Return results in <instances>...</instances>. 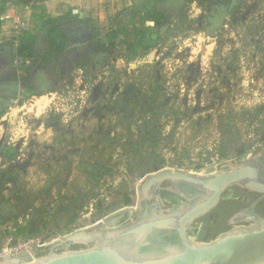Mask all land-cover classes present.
<instances>
[{"label":"rangeland","instance_id":"374dc122","mask_svg":"<svg viewBox=\"0 0 264 264\" xmlns=\"http://www.w3.org/2000/svg\"><path fill=\"white\" fill-rule=\"evenodd\" d=\"M252 1L248 0L249 4ZM254 3L256 7L246 23H237L238 29H233L232 23L216 38L213 55L206 57L194 47L193 55L197 57L194 58L191 49L185 48L183 54L192 57L194 62L177 64L171 55L175 56L178 46H183L178 44L170 49L166 62L161 61L160 96L147 104L145 115L154 129L160 131L153 145L140 143L139 126L123 113V100L128 99V92L123 89V73L118 78V75L107 76L109 83L118 86L103 97L99 86L93 88H98L95 91L88 89L84 95L76 92L71 88L77 78L73 77V83L59 93L60 100L46 114L53 112L58 116L46 154L30 155L11 168L0 163V171L8 169L16 173V180L0 189V232L2 217L11 211L9 217L13 220L16 213L13 207L21 201L22 194L26 195L28 204H33L31 214L39 211L50 231V239L58 238L89 228L120 210L135 208L137 186L142 179L140 170L152 164L157 156L165 163L149 173L172 168L210 176L222 172L223 164L246 161L263 148L264 144L257 143L264 127L260 122H252L253 118L247 114L257 107L264 108V0ZM253 24L258 26L257 31L251 29ZM111 67L123 70V61L111 62ZM215 92H218L217 98L213 99L212 95L213 100L207 103L206 96ZM141 111L144 113L139 107L136 116H141ZM221 117L228 120L232 133L240 138L242 145L254 144L251 152L227 160L209 155L221 140ZM71 187L81 188L89 199L92 193L98 197L88 200L83 211L78 212L77 207L62 199L64 191ZM231 198H234L233 191L224 201ZM165 201L180 204L170 195L165 196ZM22 206L25 208V203ZM261 213L264 216V208ZM224 214L215 210L191 228L190 238L206 242L225 233ZM132 218L125 216L123 224ZM27 220V215H21L19 223L24 225ZM11 223L13 229L16 222ZM41 239L25 241L42 242Z\"/></svg>","mask_w":264,"mask_h":264},{"label":"trees","instance_id":"16d2710c","mask_svg":"<svg viewBox=\"0 0 264 264\" xmlns=\"http://www.w3.org/2000/svg\"><path fill=\"white\" fill-rule=\"evenodd\" d=\"M47 0H11L9 3L0 0V17L7 6L15 5L19 10L31 4V10L35 14H40V31L48 35V40H42L38 33L32 32L29 29L23 31L16 45H2L10 50L11 64L6 65L0 72V78L7 77L16 78L26 86V93L29 96L35 94L32 89L33 84L32 73L34 71L35 62L39 61L44 67L45 72L53 82L52 91L62 93L67 86L72 84V79L77 77V73L68 74L67 59L64 51L69 47L72 31L69 29L68 21L69 14L64 18L53 19L45 15L43 4ZM132 4L123 12L119 13L108 22H97L94 20H84L91 26L93 32V47L94 54H103L105 58L94 59L91 55L82 57L77 66L83 78L84 84L89 90L95 86L101 89V97L109 94L118 84L109 83L108 75H118L123 73V89L128 92V99L123 100V113L129 118L136 121L139 126L138 138L140 143L146 146L153 145L160 131L154 129L153 125L145 118L148 109V103L159 98L161 88L158 77V67L156 64H146L138 67L136 70L129 71V65L136 60H139L149 54L151 51L164 46L171 39L177 38L189 30H207L206 22L214 16V6L216 4L228 6L231 0H187L183 8L175 11H166L162 3L164 0H129ZM198 3L203 9V17L201 19H189L187 17L188 9L191 4ZM249 5L248 0H241L238 7L228 17V20L238 18ZM257 31L258 26L252 25V28ZM1 46V45H0ZM123 61V70L117 71L118 68H112L111 62ZM103 78V81L101 79ZM121 80V78H119ZM217 93H212L206 96V101L217 98ZM213 95V99L211 98ZM222 98V97H221ZM23 101L20 102L22 104ZM213 106V104L211 105ZM208 105V109H211ZM141 107V116L137 115L138 108ZM4 111H0L2 115ZM252 122H260L264 127V108L257 107L247 112ZM58 116L51 112L44 118L46 125L50 126L57 122ZM133 124V123H131ZM228 120L221 117L220 122V143L210 156H217L219 160H227L231 157L237 159L251 152L254 144L247 147L242 145L240 138L232 133V127ZM259 145L264 144V134L259 139ZM4 157L8 161L16 160L20 153L12 145H9L4 150ZM232 158V159H233ZM153 159V157H152ZM147 168L140 170V175L143 178L155 166L164 165L165 161L162 157L153 159ZM92 166V164H87ZM0 189L16 179V173L8 169L0 171ZM21 201L13 207L15 216L13 220L9 217L11 211H8L7 216L2 217L3 227L0 232V249L5 243L17 245L21 241L31 238L41 239L46 242L50 239V231L47 225L42 220L39 211L31 214L33 204H28L25 201L26 195L22 194ZM98 195L90 194V199H96ZM62 199L71 205L77 207V211H83L84 204L88 202L89 197L84 195L79 187H71L64 191ZM82 201L83 204H78ZM25 203V208L22 206ZM13 212V211H12ZM21 215H27V222L22 225L19 223ZM15 221V228L9 231V227ZM74 221V218L69 221L67 226Z\"/></svg>","mask_w":264,"mask_h":264},{"label":"water","instance_id":"95a60500","mask_svg":"<svg viewBox=\"0 0 264 264\" xmlns=\"http://www.w3.org/2000/svg\"><path fill=\"white\" fill-rule=\"evenodd\" d=\"M221 169L210 176L172 168L149 173L137 186L135 208L51 238L44 247L0 264H264L260 213L237 215L227 231L211 241L189 236L230 191L243 190L264 199V147L246 161L227 162ZM167 195L180 204L165 201ZM125 216L133 218L123 224Z\"/></svg>","mask_w":264,"mask_h":264},{"label":"crops","instance_id":"0c3cea01","mask_svg":"<svg viewBox=\"0 0 264 264\" xmlns=\"http://www.w3.org/2000/svg\"><path fill=\"white\" fill-rule=\"evenodd\" d=\"M3 1L9 3L11 0ZM240 1L231 0L228 6L216 4L214 6V16L206 22L207 30H189L180 34L164 46L151 51L145 57L131 63L129 65V71L136 70L138 67L146 64H156L159 67L161 61L166 62V55L169 54L170 49L178 44H182L183 46H178L175 56L173 54L171 55V58H174L177 64L182 65L185 62L189 64L193 63L194 47L202 51L206 57L213 55L216 38L223 34L232 23H234L231 26L233 29L235 27L238 29L240 24L246 23L256 7L254 3L256 0H253L243 13L231 22V20H228V17L238 7ZM186 2L187 0H164L162 6L168 12H175L183 8ZM131 4L129 0H47L44 2L42 8L47 17L58 19L66 17L67 14L71 17L67 22L69 29L72 31L71 40L69 47L64 51L65 58L68 62V74L77 73L78 77L80 72H77V66L82 57L91 55L94 59L105 58L103 54L93 53V47H91V43L93 42L92 28L83 21L90 19L99 23H106L110 18L115 17L131 6ZM8 7H6L4 12ZM203 13L202 7L195 2L190 5L187 17L189 19H201ZM39 17V13L36 12L34 14L32 12L31 27L29 30L38 33L42 40H48V35L40 31L41 24ZM258 24L259 26L261 25L260 22ZM1 27L0 23V31L2 30ZM191 42L194 43V46L191 45ZM3 45L7 46L9 44L6 43ZM5 46H0V72L3 67L11 64L10 50ZM185 48L191 49V58H187L186 54H183L186 52V50L184 52L182 51ZM171 58L169 60H172ZM34 68L32 73L33 84L31 87L36 93L32 94V96L26 93V86L20 80L10 77L0 78V111H4L0 115V163L4 167L11 168L14 165L26 161L30 155L36 156L38 155L37 153L42 154L43 152L46 154L47 149L49 150L48 146L53 136L54 128L52 126L54 124L50 126L46 125L44 118L55 104V101L60 100V94L51 90L54 84L39 61L35 62ZM71 88L74 89V86ZM96 89L98 90V88H95L93 91ZM17 101L19 102L18 104L16 103ZM21 101H23L22 104H20ZM8 116H12L11 121H8ZM22 120L27 121V124L32 128L28 137H25V129L20 127ZM9 145H12L20 153L16 160L8 161L4 157L3 150ZM14 228L11 229L10 226L9 231H13Z\"/></svg>","mask_w":264,"mask_h":264},{"label":"built area","instance_id":"2783aa9c","mask_svg":"<svg viewBox=\"0 0 264 264\" xmlns=\"http://www.w3.org/2000/svg\"><path fill=\"white\" fill-rule=\"evenodd\" d=\"M30 7L31 4L24 6L19 10L16 6L12 5L4 12L0 18L2 26V30L0 31V45L6 43L12 46L16 45L21 33L31 27L32 10ZM2 33L3 35H1ZM80 77L81 76H78L75 79L73 90L84 95L88 92V88ZM16 103L18 104L19 102L17 101ZM11 119L12 116H8V121H11ZM20 127L25 129V137H28L32 128L27 124V121L22 120ZM45 245L46 242H36L34 240L23 241L17 245H11L8 243L0 250V262L31 253L33 250L42 248Z\"/></svg>","mask_w":264,"mask_h":264},{"label":"flooded vegetation","instance_id":"af4514ba","mask_svg":"<svg viewBox=\"0 0 264 264\" xmlns=\"http://www.w3.org/2000/svg\"><path fill=\"white\" fill-rule=\"evenodd\" d=\"M233 193L234 198L224 201L217 208L225 213L223 216L225 226H229V221L239 214H244V212L250 213L252 211L262 214L261 210L264 208V199L261 200L259 195L243 190H236Z\"/></svg>","mask_w":264,"mask_h":264}]
</instances>
